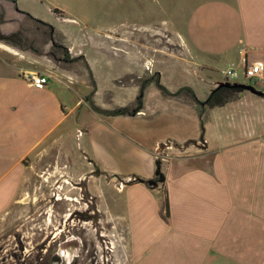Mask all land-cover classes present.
<instances>
[{
  "label": "crops",
  "instance_id": "1",
  "mask_svg": "<svg viewBox=\"0 0 264 264\" xmlns=\"http://www.w3.org/2000/svg\"><path fill=\"white\" fill-rule=\"evenodd\" d=\"M179 3L178 23L172 19L161 28L134 22L141 34L112 38L111 47L119 50L120 43H126L123 53L132 59L124 74L129 79L116 80L130 87L128 104L136 102L140 84L147 82L143 108L135 114L103 115L93 109L92 101L105 109L96 100L100 86L95 65L73 44L63 42L71 57L83 56L89 68L58 67L49 58L0 43V217L24 196L36 175L47 179L61 174L70 184V179L86 181L98 206L99 179L105 177L118 200L113 212L99 208L126 224V241L116 248L124 264H264V94L246 89L222 106L202 107L189 93L169 95L153 81L157 77L172 93L188 86L206 99L223 81L214 72L261 62L263 77L254 86L264 93V0ZM19 8L42 18L25 6ZM165 33L179 52L155 45ZM91 42L102 57L120 56L119 51L98 49L104 39L91 37ZM159 53L181 60L180 74L188 77L173 79L174 69L154 67ZM38 67L49 75L43 88L24 77ZM84 105L88 117L82 115ZM94 130L92 145L84 141L77 157L67 143L69 136L75 132L85 140ZM163 133L206 143L191 156L177 150L171 161L159 158L164 179L152 185L157 138ZM122 146H130L145 168L123 177L114 173Z\"/></svg>",
  "mask_w": 264,
  "mask_h": 264
},
{
  "label": "rangeland",
  "instance_id": "2",
  "mask_svg": "<svg viewBox=\"0 0 264 264\" xmlns=\"http://www.w3.org/2000/svg\"><path fill=\"white\" fill-rule=\"evenodd\" d=\"M16 1L18 8L21 5L25 6L38 13L41 19L53 24L62 42L73 44L76 51H85L90 56L95 65L100 86L96 100L105 109L129 105L126 100L130 95V87L128 84L126 86L119 84V81L123 77V81L129 79L124 74L125 69L131 66L132 59L123 53L128 50L126 43L121 42L119 50L111 47L113 36L141 34L138 32L139 29L135 30L134 22L137 24H149L150 22L161 28L169 25L172 19L178 23L177 11L181 7L179 3L181 0ZM55 9L62 13L64 18L58 17ZM2 16L0 31L8 42L1 39V44L18 49L16 45L10 43L15 42L19 47L21 46L18 49L21 52H32L46 58L51 57L49 51L52 44L47 42V36L42 33L43 28L36 29V24L30 22L17 10L13 0H0V18ZM162 19L168 21V24L162 22ZM168 35L169 33H165L154 40L155 45L168 52H179L176 42ZM91 37L106 41L102 47L98 48L99 50L106 53L119 51L120 56L113 58L98 55V50L92 44ZM31 48H38L44 53L38 54ZM157 57L158 61L155 62L154 67L174 69L175 75L171 73L173 79L188 77L187 74H180L183 70V65L179 63L181 60L168 59L162 53H159ZM55 63L58 67L64 66L60 60ZM83 67V62H79V65H74L73 69L81 71ZM36 69L41 71L40 67ZM225 69L228 68L223 70ZM220 71L214 74L215 76L218 74L217 76L224 80V74ZM251 84L255 85V82ZM82 115L83 117L90 116L85 105ZM91 133L85 137V140L76 138L75 132L69 136L67 143L77 157L81 154V144H85L84 141L87 145H92L97 131L94 130ZM168 139L184 145L189 143L187 139L179 140L174 135L163 133L157 138L159 142L157 144L164 145ZM172 148L164 149L165 157L169 161L177 155V150H179L177 147ZM120 149L121 163L115 166L114 173L123 177L145 168V164H138L139 160L130 146L128 148L122 146ZM195 152H197L196 147L188 146L182 155L191 156ZM161 157L160 155L155 156L156 166L157 159ZM157 168L158 166L156 170ZM85 171H88L87 167ZM37 176L31 185L24 188V196L21 199L19 196L18 201L12 203L7 212L0 217V264H124L123 258L116 255V248L126 241V224L123 221L118 223L112 216L105 214L107 211H114L115 201L118 200L112 183L108 182L105 177L99 179L96 195L99 197L100 208L105 212L103 213L98 206L97 197L86 186V181L76 182L70 179L73 181V184H70L61 177V174L56 173L46 175L49 176L47 179L43 174ZM95 189L96 186H94ZM126 195V192L121 193L122 197ZM162 195L161 193L160 196Z\"/></svg>",
  "mask_w": 264,
  "mask_h": 264
},
{
  "label": "trees",
  "instance_id": "3",
  "mask_svg": "<svg viewBox=\"0 0 264 264\" xmlns=\"http://www.w3.org/2000/svg\"><path fill=\"white\" fill-rule=\"evenodd\" d=\"M17 10L23 14L30 22L36 24L37 28L41 27L43 28L42 33L47 36V42H51V49H50V55L51 57H49L50 59L54 60L55 62L57 60L62 61L64 64L65 68H74V65H79V62H83V66L89 68V65L87 64L86 60H84L83 56L80 57H71V55L69 54V50L67 48V46L61 41L59 35L57 34L55 27L53 24L49 23L48 21H45L41 18H38L36 16H34L32 13H30L29 11L26 10H22L19 9L17 7V3L16 0H13ZM55 12H57L58 10L55 9ZM3 22V16L0 18V24ZM20 32V31H19ZM5 40V36L4 34L1 33L0 31V40ZM7 41V40H5ZM8 42V41H7ZM13 45H16L15 47H17L18 49H20V47L14 42H10ZM33 51H35L38 54H42L44 53V51L39 50L38 48H31ZM54 58V59H53ZM91 80L92 83L95 86V81L93 76L91 75ZM153 81L156 82V84L162 89V91H164L165 93L169 94V95H173V96H180L181 94L184 93H189L190 98L193 102H195L197 105L199 106H207V107H216V106H222L224 104H226L227 102H229L230 100L239 97L242 93H244V91L246 90L244 87L241 86H236L233 85L232 83H226V84H220L218 86H216L215 88H213L211 90V92L209 93V95L207 96L206 99H200L195 92L188 86H184L182 87L180 90L172 93L170 92L163 84L160 83V81L157 79V77H153ZM147 82H142L140 84V89H139V94L138 97L136 99V102L134 103H130L129 105L126 106H119L113 109H103L100 108L98 106L95 105V103L91 100V95L90 100L92 101V107L94 110L98 111V112H102L104 114H108V115H122V114H135L138 111H140L143 108V99H144V93H145V88H146ZM94 90L92 91L93 94ZM160 164L161 161L160 159H157V171H156V175L154 178L150 179L149 181L155 182V181H162L164 179L163 174L161 173L160 170ZM140 180H143L141 178H138ZM166 212H168V203L167 200L165 199V205H164Z\"/></svg>",
  "mask_w": 264,
  "mask_h": 264
},
{
  "label": "built area",
  "instance_id": "4",
  "mask_svg": "<svg viewBox=\"0 0 264 264\" xmlns=\"http://www.w3.org/2000/svg\"><path fill=\"white\" fill-rule=\"evenodd\" d=\"M149 68V67H148ZM225 79L220 83H238L239 81H245L246 83L256 82L263 77V66L261 62H255L247 65L243 70L236 68H228L222 71ZM24 77L36 88H43L49 81V75L41 72L40 70H30L24 72ZM242 79V80H241ZM81 131H79V135ZM205 145V140H197L189 142L187 145L179 144L173 139L158 147V155L165 157L164 149H171L177 147L180 151L184 152L188 146H194L196 148Z\"/></svg>",
  "mask_w": 264,
  "mask_h": 264
},
{
  "label": "water",
  "instance_id": "5",
  "mask_svg": "<svg viewBox=\"0 0 264 264\" xmlns=\"http://www.w3.org/2000/svg\"><path fill=\"white\" fill-rule=\"evenodd\" d=\"M223 84H226V83H223ZM233 85L244 87L245 89L251 90L252 92H255L257 94H264L261 90L256 89L255 86L252 85L251 83L241 82V83H233ZM149 183L153 185V183L157 184L158 181H155V182L149 181Z\"/></svg>",
  "mask_w": 264,
  "mask_h": 264
}]
</instances>
